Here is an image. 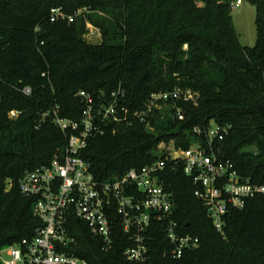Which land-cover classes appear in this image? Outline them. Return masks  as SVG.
<instances>
[{"label": "trees", "instance_id": "1", "mask_svg": "<svg viewBox=\"0 0 264 264\" xmlns=\"http://www.w3.org/2000/svg\"><path fill=\"white\" fill-rule=\"evenodd\" d=\"M236 1L0 0V254L33 239L42 227L35 202L21 194L19 181L66 150L67 135L50 121L40 123V115L59 106L62 117L81 120V91L108 102L121 88L131 112L143 111L154 93L183 89L199 95L197 105L168 103L155 110L150 129L140 121L111 125L104 136L91 139L82 156L98 180L111 181L161 159V143L188 149L204 142L195 129L215 123L231 126L215 145L219 157L244 179L264 186V0H245L257 10L253 48L242 44L236 30ZM56 8L68 17L88 12L78 25H73L77 20L53 23ZM85 18L101 29L102 44L85 41ZM26 87L31 97L21 93ZM178 109L183 121L176 117ZM14 110L21 114L10 119ZM161 179L173 194L174 221L198 238L199 246L173 259L165 226L156 225L148 264H264V196L232 211L222 234L182 169H168ZM70 229L76 244L67 250L89 264H135L125 257L132 244L121 219L109 252L79 219Z\"/></svg>", "mask_w": 264, "mask_h": 264}, {"label": "built area", "instance_id": "2", "mask_svg": "<svg viewBox=\"0 0 264 264\" xmlns=\"http://www.w3.org/2000/svg\"><path fill=\"white\" fill-rule=\"evenodd\" d=\"M242 4L243 0H237L233 8ZM50 19L53 23L75 21V17H68L59 8L52 9ZM21 93L31 97L33 91L26 87ZM125 96L120 88L108 102L103 98L96 102L91 94L81 91L77 94L85 108L81 120L62 117L59 106L40 115V123L50 121L67 135L66 150L50 164L26 172L19 181L21 194L34 200V215L42 227L33 239L2 250L0 264H89L67 250L76 244L70 229L74 219L83 222L91 234L100 239L104 252L115 247V223L121 219L132 244L125 257L135 264L149 263V247L155 239L156 225L165 226L167 240L173 245L169 255L182 259L187 251L199 246V239L184 234L173 219V194L161 179L168 169H182L192 179L195 196L205 207L215 229L222 234L225 219L232 211L243 210L249 201L264 196V186L244 179L230 161L219 157L215 145L226 139L231 126L215 123L206 130L195 129V135L199 139L203 137L204 142H194L188 149L175 146L161 159L140 169L133 168L123 177L105 182L98 180L91 164L82 156L91 139L104 136L111 125L131 127L140 121L150 129V117L163 105H197L199 101L197 93L175 89L152 94L143 111L131 112L123 103ZM20 114L14 110L9 117L17 119ZM176 117L184 120L180 109ZM112 132L116 134L117 130L112 127Z\"/></svg>", "mask_w": 264, "mask_h": 264}, {"label": "rangeland", "instance_id": "3", "mask_svg": "<svg viewBox=\"0 0 264 264\" xmlns=\"http://www.w3.org/2000/svg\"><path fill=\"white\" fill-rule=\"evenodd\" d=\"M87 12L88 10L85 9L78 10L77 13L73 15L75 20H77L73 25H78L81 16L83 17L84 15H87ZM97 15L100 17H106V14L104 13H99ZM233 19L242 44L249 48L255 47L258 39L256 8L244 0L240 7L234 8ZM84 39L88 44L93 46L102 44L104 39L101 29L87 18H85ZM164 109L165 107L160 110ZM175 146V143L171 142L169 144L161 143L158 145L157 151L163 156L164 154L169 153ZM5 258H7L6 255Z\"/></svg>", "mask_w": 264, "mask_h": 264}]
</instances>
